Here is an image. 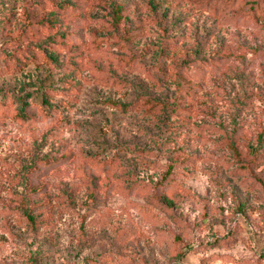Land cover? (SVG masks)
<instances>
[{"label":"rangeland","instance_id":"rangeland-1","mask_svg":"<svg viewBox=\"0 0 264 264\" xmlns=\"http://www.w3.org/2000/svg\"><path fill=\"white\" fill-rule=\"evenodd\" d=\"M0 264H264V0H0Z\"/></svg>","mask_w":264,"mask_h":264},{"label":"trees","instance_id":"trees-1","mask_svg":"<svg viewBox=\"0 0 264 264\" xmlns=\"http://www.w3.org/2000/svg\"><path fill=\"white\" fill-rule=\"evenodd\" d=\"M40 104H41V107L42 108H45L44 106L47 104V105H50L49 102L47 101V99L45 98V96H42L41 99H40ZM27 105L25 102L23 103L22 107L19 109V114L22 116V117H26L27 116Z\"/></svg>","mask_w":264,"mask_h":264}]
</instances>
